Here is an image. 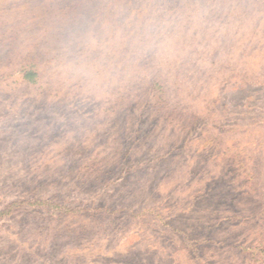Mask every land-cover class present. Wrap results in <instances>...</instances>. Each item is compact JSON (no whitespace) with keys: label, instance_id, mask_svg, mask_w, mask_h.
Masks as SVG:
<instances>
[{"label":"rangeland","instance_id":"374dc122","mask_svg":"<svg viewBox=\"0 0 264 264\" xmlns=\"http://www.w3.org/2000/svg\"><path fill=\"white\" fill-rule=\"evenodd\" d=\"M0 264H264V0H0Z\"/></svg>","mask_w":264,"mask_h":264}]
</instances>
